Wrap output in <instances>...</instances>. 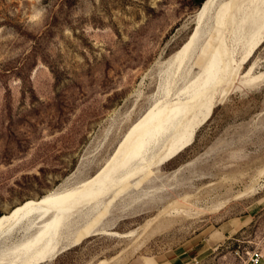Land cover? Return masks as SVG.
<instances>
[{
  "label": "rangeland",
  "instance_id": "374dc122",
  "mask_svg": "<svg viewBox=\"0 0 264 264\" xmlns=\"http://www.w3.org/2000/svg\"><path fill=\"white\" fill-rule=\"evenodd\" d=\"M202 5L0 0V215L50 192H72L116 155L157 104L166 62L193 33ZM254 62L251 76L264 74V39L238 75ZM247 78L214 103L144 194H108L90 215L81 205L61 222L26 216L1 244L27 258L102 219L97 231L36 264H146L145 257L249 264L254 252L264 264V76ZM182 85H172L169 97Z\"/></svg>",
  "mask_w": 264,
  "mask_h": 264
},
{
  "label": "bare ground",
  "instance_id": "6f19581e",
  "mask_svg": "<svg viewBox=\"0 0 264 264\" xmlns=\"http://www.w3.org/2000/svg\"><path fill=\"white\" fill-rule=\"evenodd\" d=\"M194 22L196 27L189 39L166 62L158 92L162 99L159 95L157 104L133 126L130 137L108 163L72 192H50L39 200L29 199L9 213L0 215V264H36L51 259L83 238L84 234L97 231L96 225L102 219L70 234L62 244L43 243L27 258V253L19 256L18 252L14 256L18 246L1 244L12 236L20 220L26 216L34 215L39 223L61 222L81 205H84L82 215H90L108 194L116 199L137 190L144 194V184H149L157 176L155 174L160 172L164 160L191 140L193 132L206 119L217 100L235 88L240 89L244 78L249 77L246 81L251 82L264 76L263 73L251 76L256 61L246 75L237 73L264 39V0H206L196 11ZM180 82L184 86L174 92L175 98L169 97L171 86L177 87ZM218 89L220 95L214 96ZM159 214L149 219L146 226L160 217ZM21 246L25 251L32 249L25 244ZM22 257L23 260L19 261ZM144 260L146 264H156L152 257Z\"/></svg>",
  "mask_w": 264,
  "mask_h": 264
},
{
  "label": "built area",
  "instance_id": "2783aa9c",
  "mask_svg": "<svg viewBox=\"0 0 264 264\" xmlns=\"http://www.w3.org/2000/svg\"><path fill=\"white\" fill-rule=\"evenodd\" d=\"M250 254V260L249 264H262V259L259 254L254 253H249Z\"/></svg>",
  "mask_w": 264,
  "mask_h": 264
},
{
  "label": "trees",
  "instance_id": "16d2710c",
  "mask_svg": "<svg viewBox=\"0 0 264 264\" xmlns=\"http://www.w3.org/2000/svg\"><path fill=\"white\" fill-rule=\"evenodd\" d=\"M200 5H202L206 0H197Z\"/></svg>",
  "mask_w": 264,
  "mask_h": 264
}]
</instances>
